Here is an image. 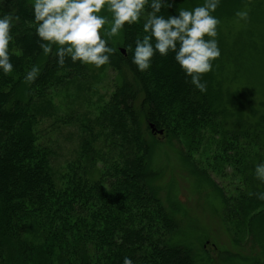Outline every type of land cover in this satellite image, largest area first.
Returning <instances> with one entry per match:
<instances>
[{
  "label": "trees",
  "instance_id": "1",
  "mask_svg": "<svg viewBox=\"0 0 264 264\" xmlns=\"http://www.w3.org/2000/svg\"><path fill=\"white\" fill-rule=\"evenodd\" d=\"M196 1L165 0L172 6L159 15H178L185 4ZM32 5L31 0L0 1V15L20 18L13 23L9 47L13 71L0 70V264H123L125 256L133 264H192L190 249L166 239L177 232L178 223L149 189L145 129L152 133L154 125L163 137L184 136L190 146L195 138L208 142L225 134L209 73L201 78L207 85L202 93L171 51L157 53L148 70H138L132 51L145 34L144 18L151 11L146 6L139 22L122 29L125 54L116 49L104 65L128 75L96 118L84 124L81 157L87 165L72 168L60 187L36 130L40 104L52 88L85 78L89 65L66 57L59 67L54 55L39 66L43 51ZM33 65L40 69L38 77L27 82L25 74ZM234 156L236 167L241 162L237 150ZM244 205L243 219L234 213L231 221L241 225L249 209L256 210L264 200L255 202L252 196Z\"/></svg>",
  "mask_w": 264,
  "mask_h": 264
},
{
  "label": "rangeland",
  "instance_id": "2",
  "mask_svg": "<svg viewBox=\"0 0 264 264\" xmlns=\"http://www.w3.org/2000/svg\"><path fill=\"white\" fill-rule=\"evenodd\" d=\"M204 2H188L182 9ZM244 10L246 21L236 16ZM212 15L220 20L215 37L220 56L207 75L218 94L216 112L226 133L215 135V141L195 138L190 146L192 141L184 136H154L146 128L148 185L178 223L177 232L166 239L190 249L192 264H264V205L249 209L241 225L229 219L236 213L242 220L244 203L249 205L252 196L256 202L255 194L264 193V182L255 175L256 166L264 163V0H220ZM108 44L122 49L123 30ZM55 52L54 46L53 53H43L39 66ZM127 75L108 65H89L85 78L52 88L40 104L36 130L40 144L49 150L58 186L65 185L72 168L87 165L81 157L84 124L96 118ZM27 90L26 85L22 98ZM235 150L241 159L236 167ZM255 189L259 191L253 194Z\"/></svg>",
  "mask_w": 264,
  "mask_h": 264
},
{
  "label": "clouds",
  "instance_id": "3",
  "mask_svg": "<svg viewBox=\"0 0 264 264\" xmlns=\"http://www.w3.org/2000/svg\"><path fill=\"white\" fill-rule=\"evenodd\" d=\"M219 2L205 0L202 6L192 10L180 9L178 15L168 18L159 15L162 8L172 6L165 0H151L150 4L149 0H34L32 7L36 35L41 41L39 47L45 55L53 53L55 46L59 67H63L66 57H70L73 63L96 68L108 64L116 52L115 48L108 46V40L117 37L125 25L139 22L146 6L150 7L151 11L147 12L143 22L145 34L135 40L132 63L144 72L151 67L157 53L166 56L170 51L174 52L175 60L190 77L191 84L203 93L207 85L201 78L212 71V62L220 56L215 39L220 20L212 15ZM236 16L246 21L248 11H237ZM19 19L11 13L0 15V70L4 74L13 71L9 47L13 23ZM39 71V67L33 65L24 79L34 82ZM255 175L264 182V163L256 166ZM255 195L264 200V193ZM123 264H133V260L125 256Z\"/></svg>",
  "mask_w": 264,
  "mask_h": 264
},
{
  "label": "water",
  "instance_id": "4",
  "mask_svg": "<svg viewBox=\"0 0 264 264\" xmlns=\"http://www.w3.org/2000/svg\"><path fill=\"white\" fill-rule=\"evenodd\" d=\"M122 53L125 54V50L124 49H122ZM151 128H152V131L154 133H156V134L159 133L160 135H162L164 133L162 130L161 131L160 130H157L154 125H151Z\"/></svg>",
  "mask_w": 264,
  "mask_h": 264
}]
</instances>
